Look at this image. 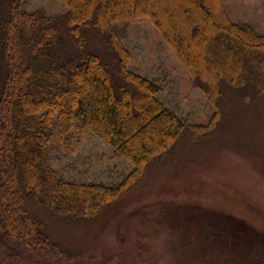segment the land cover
Returning a JSON list of instances; mask_svg holds the SVG:
<instances>
[{
  "label": "trees",
  "instance_id": "16d2710c",
  "mask_svg": "<svg viewBox=\"0 0 264 264\" xmlns=\"http://www.w3.org/2000/svg\"><path fill=\"white\" fill-rule=\"evenodd\" d=\"M62 2L68 12L50 17L43 10L29 13L23 0H0V125L10 129L0 148L1 264H42L48 257L62 263L67 254L50 238L42 214L96 219L155 159L172 154L183 135L215 132L225 85L248 89L249 103L251 95L264 96V36L231 22L224 0ZM137 18H149L174 49L214 110L209 124L186 125L159 100L160 86L129 71L130 52L115 25ZM64 28L80 54L67 57ZM87 30L115 53L113 61L85 50ZM73 129L98 137L134 171L117 186L61 179L49 140L54 131L63 138ZM253 232L250 244L228 234L218 241L226 249L218 250L228 251L231 263L233 249L239 264H264V243ZM253 246L259 253L249 256Z\"/></svg>",
  "mask_w": 264,
  "mask_h": 264
},
{
  "label": "rangeland",
  "instance_id": "374dc122",
  "mask_svg": "<svg viewBox=\"0 0 264 264\" xmlns=\"http://www.w3.org/2000/svg\"><path fill=\"white\" fill-rule=\"evenodd\" d=\"M23 2L29 13L60 17L68 12L62 0ZM224 8L231 22L264 36V0H224ZM115 28L130 52L129 71L160 86L159 100L186 125L209 124L213 108L152 21L131 19ZM87 32L85 50L113 61L115 53L94 30ZM62 34L67 57L80 54L66 28ZM248 93L225 85L215 132L183 135L172 154L155 159L141 181L104 206L96 219L42 214L50 238L67 254L62 263L48 257L42 264H239V251L230 250L231 263L229 252L218 250L225 248L221 238L241 234L250 244L256 230L264 243V96L251 95L249 103ZM9 130L8 123L0 125V148ZM49 141L52 164L63 180L117 186L134 171L93 134L73 129L61 138L54 131ZM31 211L36 213L32 205ZM208 242L215 248L207 249ZM249 250V256L259 253L256 246Z\"/></svg>",
  "mask_w": 264,
  "mask_h": 264
}]
</instances>
